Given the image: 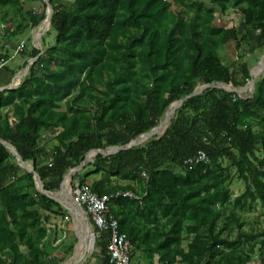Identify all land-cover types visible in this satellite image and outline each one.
<instances>
[{
  "label": "trees",
  "instance_id": "trees-1",
  "mask_svg": "<svg viewBox=\"0 0 264 264\" xmlns=\"http://www.w3.org/2000/svg\"><path fill=\"white\" fill-rule=\"evenodd\" d=\"M39 1V11L26 10ZM210 3L50 0L46 36L55 33V44L45 45V36L40 55L24 39L46 19L47 4L0 0V62L11 60L14 41L25 58L40 55L19 86L0 93V264H47L43 213L69 216L1 141L32 162L47 191H59L88 151L150 132L198 86L249 82L253 65L236 71L221 50L235 43L238 60L264 50V0ZM229 9L241 13V25L212 26L215 13ZM255 84L252 97L206 89L183 103L164 135L98 155L73 177L74 187L90 185L99 195L141 198H113L109 208L144 264H264V226L245 228L246 215L264 210V71ZM50 131L52 146L43 137ZM199 152L210 161L184 164ZM236 179L245 190L233 200ZM108 239L106 232L96 239L104 255Z\"/></svg>",
  "mask_w": 264,
  "mask_h": 264
},
{
  "label": "rangeland",
  "instance_id": "rangeland-1",
  "mask_svg": "<svg viewBox=\"0 0 264 264\" xmlns=\"http://www.w3.org/2000/svg\"><path fill=\"white\" fill-rule=\"evenodd\" d=\"M205 1L209 6L210 0H201ZM41 1L39 2H28L25 5L26 10L31 11H39L41 9ZM242 21V15L239 11L229 9L227 12H221L218 11L215 13V17L212 21V26L216 28H232V27H239L241 25ZM43 26L35 27L34 29H31L29 34L25 37L24 42H26L28 39L31 38L32 43L33 38L38 39L40 33L42 32ZM50 30V29H49ZM48 30V31H49ZM47 31V32H48ZM4 29H0V33H3ZM46 32V34H47ZM44 34L41 38V40L37 43L38 45H41V47L44 49V42L43 38L46 36ZM55 44V33L52 32L51 35L46 36V44L47 46L54 45ZM248 45H245L242 50H248ZM8 49L10 50L11 54V60L8 61L7 67H11L16 71L15 73L7 72L6 69L1 70L2 74H0V87L8 85L15 76L16 73H19L24 70V68L27 65H24L27 63L30 58H25L22 55L21 52V46H19L18 42H9ZM239 50L237 49L235 43H230L224 47V49L221 50V54L226 57L228 63H235L236 64V71H240V68L242 64L248 63L250 66H256L261 60H264V50H256L255 52H249L246 51L245 56L243 59L238 60ZM252 66V67H253ZM0 72V73H1ZM261 70H258L255 73V80L259 77L260 74H262ZM14 79V78H13ZM255 91V90H254ZM253 91V93H254ZM251 95V92H247L246 94L242 95L243 97H249ZM164 132V131H163ZM44 139L49 141V145L52 146L56 143L54 137L55 135L50 131L47 133H44ZM29 163L32 164L31 161ZM24 169V168H23ZM72 184V188H73ZM245 190V184L241 181L236 179L230 186V191L232 193V199L234 200L237 196L241 195ZM59 191H53L52 193H57ZM0 212H2V207L0 206ZM264 210L261 207H258L255 211L249 213L246 215L247 217V224L245 225V228L247 231H251V229L257 230L258 228H262L264 226ZM45 227L47 228L49 232V236L46 240V250L48 253V257L46 258L47 264H63L69 259L72 258L74 255L77 246L79 244V239L73 229V220L68 215H56V214H50L48 212L43 213V218L41 220ZM94 248V249H93ZM97 251L96 249V243L95 246H90V253L88 254L87 258L85 259L82 264H89V262L92 260L93 254H95ZM137 254H140L139 252ZM139 256V255H138ZM136 257V255H135Z\"/></svg>",
  "mask_w": 264,
  "mask_h": 264
},
{
  "label": "water",
  "instance_id": "water-1",
  "mask_svg": "<svg viewBox=\"0 0 264 264\" xmlns=\"http://www.w3.org/2000/svg\"><path fill=\"white\" fill-rule=\"evenodd\" d=\"M47 4V17L44 20V22L39 25L43 26L42 32L39 35V38L36 40L33 38L34 46L38 48L41 53H44L43 48L41 45H38L37 41L41 40L42 36L46 34V32L50 29L51 23H52V14H53V8L52 5L50 4V0H42ZM31 39V38H30ZM38 41V42H39ZM39 55V56H40ZM37 56L36 58H31L28 60L27 66L24 68L23 71L19 72L14 76V79L6 86L0 87V93L3 92L4 90L8 89H13L16 88L17 86L20 85L22 80L26 77L28 74L31 66L34 64V62L38 59ZM261 70V72L264 71V60H261L256 66H253L250 69V74H251V79L249 82L243 86V87H234L231 84H223V83H210V84H203L198 86L191 94L188 96L172 103L166 112L165 116L162 118L160 121L159 125L155 128H153L150 132H147L133 140H131L128 144L122 145V146H114V147H107L105 149H92L88 151L85 155L84 161L78 166L77 168H74L70 170L65 176L62 181L61 187L59 192L55 193V197L52 196L54 193L47 191L45 189V184L40 177V175L36 172L35 167L33 164L24 161L22 156L19 154V152L16 150L15 147H13L10 143L1 141L9 150L10 152L14 155L16 158L17 162L19 165L27 170L29 173H32L34 175L36 184L38 186L39 191L50 198L51 200H54L58 202L65 210L68 211L70 216L72 217L73 220V229L79 239V243L82 240V255L79 259L73 260L74 255L72 256L71 259L66 261L63 264H81L88 256L90 252V246L93 245L95 246L96 242V234L92 232V226L90 222V218L87 214V212L75 201L74 195H73V188H72V179L73 177L82 172L85 167L94 160V158L98 155H103L105 157L111 156L118 154L120 152L132 149L134 147H140L145 145L148 141L152 140L156 136H162L165 134L167 131L171 120L173 119L176 111L183 105L185 101L188 99L202 94L206 89L208 88H220L224 89L228 92H233L237 93L240 97H243L242 95L246 94L247 92H251L250 97L253 96V91L255 90L256 84H255V73ZM167 120V125L164 130V132L159 133L158 129L160 128V125ZM91 156V157H90ZM68 179V180H67ZM94 249V248H93ZM75 254V253H74Z\"/></svg>",
  "mask_w": 264,
  "mask_h": 264
},
{
  "label": "built area",
  "instance_id": "built-area-1",
  "mask_svg": "<svg viewBox=\"0 0 264 264\" xmlns=\"http://www.w3.org/2000/svg\"><path fill=\"white\" fill-rule=\"evenodd\" d=\"M22 50V46H21ZM7 65L6 61L0 62V71ZM209 157L204 152H199L196 156L188 158L184 164L193 167L202 163H208ZM75 201L90 216L95 229L99 234L108 233V245L106 258L109 264H133L132 244L127 236L120 229L118 220L112 215L109 204L113 198L117 197H137L131 191H119L116 194L99 195L92 191L89 185H77L73 189ZM141 200L140 197H137Z\"/></svg>",
  "mask_w": 264,
  "mask_h": 264
},
{
  "label": "crops",
  "instance_id": "crops-1",
  "mask_svg": "<svg viewBox=\"0 0 264 264\" xmlns=\"http://www.w3.org/2000/svg\"><path fill=\"white\" fill-rule=\"evenodd\" d=\"M8 65V64H7ZM7 68H9V69H6L7 70V72H14V69H12L11 67H7ZM0 74H2V72L0 73ZM16 74H18V73H16ZM15 74V75H16ZM14 78V77H13ZM13 78H11V80H13ZM77 185H79V184H77ZM90 186V185H89ZM77 186H75V187H73V189L74 188H76ZM132 192V191H131ZM134 193V192H133ZM136 195V194H135ZM137 197H139V196H137ZM137 197H134V198H131V199H136V200H139ZM124 198H128V197H124ZM69 214V213H68ZM69 216H70V214H69ZM89 216V215H88ZM71 217V216H70ZM72 218V217H71ZM89 218H90V216H89ZM116 218V217H115ZM118 220V219H117ZM90 222H91V226H92V232H94L95 234H96V239H97V236H99V235H102V233L101 234H99L98 233V231L95 229V227H94V225H93V223H92V220H91V218H90ZM119 222V221H118ZM96 243V242H95ZM108 245V244H107ZM106 250H107V248H106ZM134 251V250H133ZM133 251H132V263L133 264H144L143 263V258H142V254H137V253H135V254H133ZM90 253V252H89ZM135 255H136V257H135ZM139 255V256H138ZM85 261V260H84ZM83 261V262H84ZM82 264V263H81ZM89 264H109L108 263V259L106 258V253H105V255L103 254V253H101V250L100 249H97V251H96V253L95 254H93V257H92V260L89 262ZM153 264H157V263H153Z\"/></svg>",
  "mask_w": 264,
  "mask_h": 264
},
{
  "label": "bare ground",
  "instance_id": "bare-ground-1",
  "mask_svg": "<svg viewBox=\"0 0 264 264\" xmlns=\"http://www.w3.org/2000/svg\"><path fill=\"white\" fill-rule=\"evenodd\" d=\"M166 125H167V120H165V121L160 125V128L158 129V132H159V133H162V132L165 130ZM90 157H91V156H90ZM67 180H68V179H67ZM52 196L55 197V196H56L55 193H54ZM82 246H83V244H82V240H81L80 243H79L78 246H77V249H76L75 254H74V257H73V260H77V259H79V258L81 257V255H82Z\"/></svg>",
  "mask_w": 264,
  "mask_h": 264
}]
</instances>
